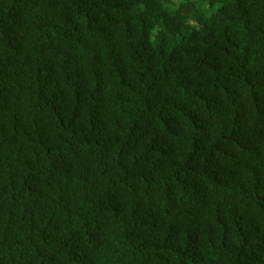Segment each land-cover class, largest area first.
<instances>
[{"label": "trees", "instance_id": "obj_1", "mask_svg": "<svg viewBox=\"0 0 264 264\" xmlns=\"http://www.w3.org/2000/svg\"><path fill=\"white\" fill-rule=\"evenodd\" d=\"M0 264H264V0H0Z\"/></svg>", "mask_w": 264, "mask_h": 264}]
</instances>
